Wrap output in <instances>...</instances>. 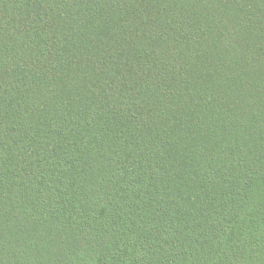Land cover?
I'll list each match as a JSON object with an SVG mask.
<instances>
[{"label":"trees","instance_id":"16d2710c","mask_svg":"<svg viewBox=\"0 0 264 264\" xmlns=\"http://www.w3.org/2000/svg\"><path fill=\"white\" fill-rule=\"evenodd\" d=\"M0 264H264V0H0Z\"/></svg>","mask_w":264,"mask_h":264}]
</instances>
